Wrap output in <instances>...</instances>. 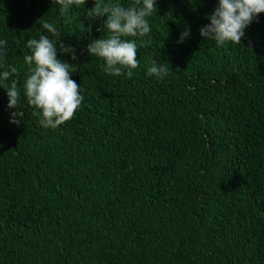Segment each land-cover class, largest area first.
Returning <instances> with one entry per match:
<instances>
[{
  "label": "trees",
  "instance_id": "16d2710c",
  "mask_svg": "<svg viewBox=\"0 0 264 264\" xmlns=\"http://www.w3.org/2000/svg\"><path fill=\"white\" fill-rule=\"evenodd\" d=\"M217 3L157 0L129 79L87 51L106 35L94 0L63 15L55 0H0V71L17 67L21 91L9 109L0 86V264H264V13L218 47L199 31ZM43 22L75 49L58 55L84 96L56 129L23 95Z\"/></svg>",
  "mask_w": 264,
  "mask_h": 264
},
{
  "label": "clouds",
  "instance_id": "9594fccd",
  "mask_svg": "<svg viewBox=\"0 0 264 264\" xmlns=\"http://www.w3.org/2000/svg\"><path fill=\"white\" fill-rule=\"evenodd\" d=\"M55 2L60 5L59 11L63 15L74 7L85 6L87 0ZM156 11L157 0H131L128 4H122L119 0H94V7L88 8L86 15L95 20L106 17L103 27L98 29L106 32V35L88 44L87 51L89 55L105 61V73L132 78L133 70L140 65L138 49L146 46L139 38L151 32L148 18ZM261 13H264V0H218L217 7L207 17L210 23L200 28V35L205 40H214L218 47L228 43L238 45L245 37L246 29L254 20L258 21ZM41 25L51 35L40 34L38 38L27 41L30 54L24 56L28 74L23 84V95L28 104L36 109L33 115L39 118V124L44 128L56 129L75 116L84 96L81 86L71 78L76 71L74 64L62 60L58 55V52L71 54L72 60H78L75 49L62 42V34L55 25L48 22ZM80 28L84 30L83 22ZM189 36L190 29L183 31L178 43H183ZM6 45L7 40H0V60L7 54ZM17 75L15 66L0 71V86L7 91L9 109H17L21 100ZM147 75L164 79L169 75L168 63L153 59L147 67ZM22 116L20 111L12 112L10 123L18 125V118Z\"/></svg>",
  "mask_w": 264,
  "mask_h": 264
}]
</instances>
